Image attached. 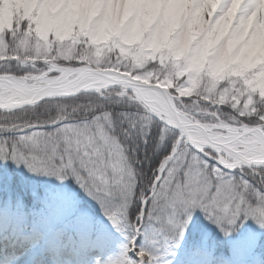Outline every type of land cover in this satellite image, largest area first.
Instances as JSON below:
<instances>
[{
    "label": "snow or ice",
    "instance_id": "1",
    "mask_svg": "<svg viewBox=\"0 0 264 264\" xmlns=\"http://www.w3.org/2000/svg\"><path fill=\"white\" fill-rule=\"evenodd\" d=\"M0 264H264V0H0Z\"/></svg>",
    "mask_w": 264,
    "mask_h": 264
}]
</instances>
